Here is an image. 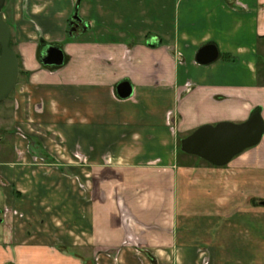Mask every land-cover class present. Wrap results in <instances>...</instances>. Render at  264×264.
Returning <instances> with one entry per match:
<instances>
[{
	"label": "crops",
	"instance_id": "crops-1",
	"mask_svg": "<svg viewBox=\"0 0 264 264\" xmlns=\"http://www.w3.org/2000/svg\"><path fill=\"white\" fill-rule=\"evenodd\" d=\"M10 7L22 74L0 264H264V137L226 166L182 147L264 117V0H132L125 28L117 0ZM52 46L63 65L43 63Z\"/></svg>",
	"mask_w": 264,
	"mask_h": 264
},
{
	"label": "water",
	"instance_id": "water-1",
	"mask_svg": "<svg viewBox=\"0 0 264 264\" xmlns=\"http://www.w3.org/2000/svg\"><path fill=\"white\" fill-rule=\"evenodd\" d=\"M74 20L81 21L78 13L74 16ZM11 41L12 30L3 20L0 12V46L2 49L0 55V103L13 94L20 78L19 59L11 46ZM218 58L219 51L214 45L204 47L198 54V61L202 64L212 63ZM43 63L45 65H63L65 63L63 50L57 46L50 47L47 55L43 58ZM118 92L122 98H128L133 93V87L130 82H124L119 85ZM263 137L264 117L262 112L258 111L249 120L240 124L223 122L217 126H203L183 140L182 147L186 153L198 155L216 166H226L244 150L259 145ZM262 204L264 205V202Z\"/></svg>",
	"mask_w": 264,
	"mask_h": 264
},
{
	"label": "rangeland",
	"instance_id": "rangeland-1",
	"mask_svg": "<svg viewBox=\"0 0 264 264\" xmlns=\"http://www.w3.org/2000/svg\"><path fill=\"white\" fill-rule=\"evenodd\" d=\"M117 1L118 2L122 1V3L124 4V12L122 16L125 17V25H124L125 28L128 24H131L132 0H117ZM8 12L11 21V16H12L11 9L8 10ZM136 19H138V17ZM113 34L116 36L119 35L120 33L117 34L115 32ZM106 35L109 38L114 37L110 34H106ZM261 60H262V68H264L263 51L261 52ZM13 100H14V95H12L10 98L0 103V162L1 163H10L11 161H15L16 159L15 141H14V135L16 133V129H15V121H14ZM2 204H3V189L0 188V207L2 206Z\"/></svg>",
	"mask_w": 264,
	"mask_h": 264
},
{
	"label": "flooded vegetation",
	"instance_id": "flooded-vegetation-1",
	"mask_svg": "<svg viewBox=\"0 0 264 264\" xmlns=\"http://www.w3.org/2000/svg\"><path fill=\"white\" fill-rule=\"evenodd\" d=\"M10 5H11V0H0V7H1V14H2V17H3V20L10 26L11 28V21H10V18H9V15H8V10H10ZM74 28H76V30H74ZM86 28V23L81 19L80 20H73L72 21V24H71V30H73V34L74 33H79L81 31H84ZM12 30V28H11ZM11 46L12 48L15 50V46H14V42H13V34H12V41H11ZM16 51V50H15ZM2 53V49H1V46H0V55ZM17 53V51H16ZM17 56H18V59H19V54L17 53ZM19 64H20V77H21V60L19 59ZM20 80V78H19ZM19 83V81H18ZM14 93V92H13ZM13 95V94H12ZM11 95V96H12ZM10 96V97H11ZM9 97V98H10Z\"/></svg>",
	"mask_w": 264,
	"mask_h": 264
},
{
	"label": "trees",
	"instance_id": "trees-1",
	"mask_svg": "<svg viewBox=\"0 0 264 264\" xmlns=\"http://www.w3.org/2000/svg\"><path fill=\"white\" fill-rule=\"evenodd\" d=\"M19 59L21 60V56L19 55ZM21 74H22V70H21ZM259 111V110H258ZM257 112V111H256Z\"/></svg>",
	"mask_w": 264,
	"mask_h": 264
}]
</instances>
